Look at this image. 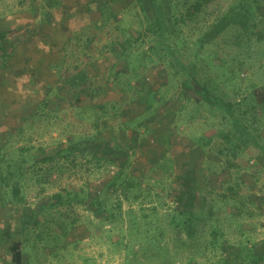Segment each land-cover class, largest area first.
<instances>
[{
    "label": "rangeland",
    "instance_id": "rangeland-1",
    "mask_svg": "<svg viewBox=\"0 0 264 264\" xmlns=\"http://www.w3.org/2000/svg\"><path fill=\"white\" fill-rule=\"evenodd\" d=\"M61 1L53 11L54 20L46 25L40 21V0H0V28L10 30L7 38L13 45L10 44L9 60L5 64L0 62V264H7L8 241H3L2 237L8 230L10 237H19L22 241L23 264H125L126 251L138 247L136 234H133L144 223H155L153 228L162 229L160 242L166 244L173 264H189V255L198 264L211 263L216 259L212 254L219 252L218 249L209 253V249L204 251L202 246L196 249L190 245L179 246V237L185 238L186 231L169 225L174 209L170 192L177 188L175 176L185 164L193 169L197 208L205 210L212 205L216 211L223 210L221 202L228 200V186H232L240 201L239 224L246 228V238L261 245L264 242V156L254 147V139L252 143H241L235 155L226 156L218 152L225 143L218 133L210 141L200 138L213 133V123L222 131L233 133V129L221 111L196 107L191 99L186 100L179 78L167 72V62H149L148 58L138 62L144 64V75L160 97L156 100L154 114L141 117L144 126L138 132L137 122L129 129L120 128V120L142 110L138 103L125 102L121 107L122 117L108 122L113 127L112 132L100 133L111 145L115 142L111 135H116L125 150L114 164L107 161L105 151L100 161L92 155H80L78 150L75 157L64 155L42 160L55 145L66 144L68 133L80 129L85 133L95 131L91 121L88 128L80 125L81 118L70 105V93L60 91L57 95L54 89L47 88V84L53 85L56 81L54 64L62 57L65 39L81 26H93L100 17L98 11L90 8L89 0ZM129 2L119 0L115 7L123 16V27H136L140 17ZM220 3L226 5L225 0ZM190 27L185 25L184 45L177 43L180 51L191 47L196 37L197 28ZM93 32L100 41L105 40L104 30L93 28ZM94 47L92 44L89 50ZM204 52L212 53L213 49ZM104 56L94 60L91 66L96 85L106 83L111 71L117 68L109 71L110 58L108 53ZM47 63L52 66L47 68ZM198 69L200 77L213 74ZM251 78L242 86L250 89L249 83L255 81L254 92L261 99L264 72L255 67ZM46 91H50L47 105L39 108L34 117H28ZM228 94L233 96L232 92ZM127 95L130 94L103 89L96 101L125 99ZM84 103H90V98ZM246 106L249 104H235V109ZM255 135L260 142L264 141V124ZM119 167L127 174L126 183L138 188V198L119 184L109 182ZM13 186L18 188L16 194ZM80 188L91 194L98 192L107 207H113V223L105 212L94 211L90 204L72 200L50 205L56 191L81 194ZM118 203L119 207L115 206ZM219 215L223 218L225 213L219 212ZM222 226L230 241L240 239L236 224L226 218ZM139 256L143 259L142 253ZM136 257L138 264V252ZM257 264H264V260Z\"/></svg>",
    "mask_w": 264,
    "mask_h": 264
},
{
    "label": "trees",
    "instance_id": "trees-1",
    "mask_svg": "<svg viewBox=\"0 0 264 264\" xmlns=\"http://www.w3.org/2000/svg\"><path fill=\"white\" fill-rule=\"evenodd\" d=\"M118 1L89 0L90 8L99 13V23H93V26H81L70 33L62 46L60 61L54 64L56 81L53 85L47 84V88L54 89L57 95H60V91L70 93L72 97L70 105L81 118L80 125L87 127L91 121L95 131L85 133L80 129L76 133H68L66 144L55 145L53 151L42 160H53L64 155L71 158L78 152L80 155H92V158L100 161L104 158L105 151L108 153L107 161L114 164L125 150L120 147L122 144L117 140L116 135H111L115 140L112 148L109 140L100 137V133L103 130L112 132L113 127L108 122L122 117L121 107L125 102L138 103L142 106V110L120 120V128L129 129L137 122L135 124L138 132L144 126L140 121L141 117L154 114L156 100L160 98L157 95L158 91L144 75V64L138 63L145 58H148L149 62H167V72L171 71L173 77L179 78V87L186 100L191 99L196 107L219 110L225 118H228L233 133L222 131L213 123L211 124L213 133L207 137L201 135L200 138H207L210 141L212 136L218 133L225 142L220 145L218 152L226 156L235 155L241 143L244 141L252 143L254 139V147L264 156V141L260 142L259 137L255 135L264 124V97L261 99L256 97L253 84L255 81L249 83L250 89L242 86L247 78L252 80L251 71L254 72L255 67L264 72V0H225V6L220 3L223 0H130L129 3L133 6L135 14L140 17L136 27L132 25L123 27L121 24L123 16L115 7ZM61 2V0H40V21L50 25L55 18L53 11L61 5ZM185 25L197 28V34L192 46L180 51L177 43L184 45ZM93 28L104 30L106 33L104 41L96 37ZM8 33L10 30L6 27L0 28L2 64L11 57ZM92 44H95V47L90 51L89 47ZM209 48H212L213 52L205 54L204 51ZM104 53H108L110 58L108 70L117 68L116 71H111L106 83L96 85L91 66L99 57L105 58ZM49 65L51 64H46L47 68ZM198 68L205 73L213 72V74L200 77ZM103 89L104 92L108 89H116L120 92H128L130 95L125 99L96 101V97ZM229 92H232L233 96L228 94ZM49 93L50 91L45 92L28 117H34L39 108L47 105ZM120 95L124 94L120 93ZM87 98H90V103L83 104ZM235 104L240 106L249 104V106L236 110ZM20 118L25 119L22 115ZM168 124L167 127L170 126ZM197 144L199 145V142ZM98 152L102 153L98 154ZM126 179V172L119 167L110 176L109 182L119 184L134 198H138V188L126 183ZM175 181L178 182V186L170 192L174 209L169 217V225L174 228L182 227L181 229L186 231L185 238L179 237V246L190 245L195 249L202 246L204 251L209 249V253L218 249L219 252L212 254L216 259L209 264H257L264 260V242L258 246L256 242L250 241L249 237L246 238L248 235L246 228H241L239 224L240 201L232 186H228L230 189L228 200L224 204L221 202L223 210L216 211L212 205L203 210L197 208L198 197L190 164L182 167L175 176ZM12 190L16 194L18 188L13 186ZM80 190L83 191L81 194L76 192L73 195L56 191L52 195L50 205L72 200L90 204L94 211L105 212L109 222H114L113 207H107L98 192L91 194L88 190L82 188ZM115 206L119 207V203ZM228 206H234L233 210L225 211L224 208ZM219 212L225 213L223 218H220ZM226 218L236 224L237 230L241 232V237L236 242L230 241L222 226ZM144 224L138 226V230L133 234H136L135 241L138 247L126 251L125 264H136L137 252L138 264H173L166 244L160 242L162 229L153 228L157 225L155 223ZM9 234V230L5 231L2 237L3 241H8L5 248L8 256L7 264H23L22 241L19 237H10ZM139 253L143 254V259H140ZM188 258L189 264H198L192 255Z\"/></svg>",
    "mask_w": 264,
    "mask_h": 264
}]
</instances>
